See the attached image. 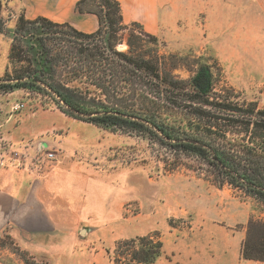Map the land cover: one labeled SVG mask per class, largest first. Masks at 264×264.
Here are the masks:
<instances>
[{"label":"rangeland","instance_id":"rangeland-1","mask_svg":"<svg viewBox=\"0 0 264 264\" xmlns=\"http://www.w3.org/2000/svg\"><path fill=\"white\" fill-rule=\"evenodd\" d=\"M169 2L174 13L179 9L180 15L185 13L177 19L176 29L164 28L158 35L146 32L157 38V44H152L142 26L127 24L116 33L115 50L128 53L131 41L134 55L148 57L156 51L164 57L161 68L184 80L194 75L197 63L193 59L199 58L200 63L213 66L215 90L230 87L240 99L264 107V0ZM18 17L0 32V38L10 39L17 47L12 58L9 53L5 58L2 47L0 81L32 70L39 38L52 37L56 50L72 49L74 38L67 27H28L21 35L15 32ZM64 62L55 67V79L67 81L92 108L112 105V99L105 98L85 76L73 79L74 69ZM113 83L122 93L128 91L125 84ZM13 104L23 107L11 112ZM6 109L14 114V124L22 109L56 112V163L72 164L81 171L84 191L78 209L81 215L69 221L62 251L29 254L3 234L0 264H113L116 242L147 234L163 244L162 254L150 264H172L173 254L175 264H186L214 249V237L226 234L232 247V238L245 240L250 220L264 221L262 203L223 181L205 160L176 155L145 130L79 119L64 112L48 92L30 86H0V117ZM68 122L73 126L70 133ZM196 259L201 260L192 262Z\"/></svg>","mask_w":264,"mask_h":264},{"label":"trees","instance_id":"trees-1","mask_svg":"<svg viewBox=\"0 0 264 264\" xmlns=\"http://www.w3.org/2000/svg\"><path fill=\"white\" fill-rule=\"evenodd\" d=\"M5 1L0 0V32L4 27L1 11ZM75 10L94 13L99 28L83 33L62 24L72 33L74 41L69 45L72 49H68V53L65 49L56 50L52 37L39 38L40 49L32 54V70H21L1 79L0 86H30L47 93L38 84L43 81L72 108L85 114H75L77 118L95 124L145 130L167 144L174 154L195 155L205 160L223 181L264 205V107L253 100L240 99L230 87L224 88L223 94L215 90L213 66L200 63L199 58L193 59L197 63L194 75L184 80L161 68L164 57L156 51L148 57L134 55L131 41L128 53L115 50L116 33L126 26L118 0H78ZM59 25L43 17L27 20L19 15L15 32L28 27ZM144 34L152 44H157L155 36ZM16 48L11 45L9 58L15 56ZM18 60H22L21 57ZM62 60L66 67L74 69L73 79L85 76L105 98L112 99V105L92 108L85 96L76 93L67 81L55 79V67ZM113 82L125 84L128 91L122 93L120 88L113 87ZM56 103L64 112L74 114ZM162 248V242L149 234L120 240L114 246L113 264H150L162 254ZM241 257L264 261V221H249Z\"/></svg>","mask_w":264,"mask_h":264},{"label":"crops","instance_id":"crops-1","mask_svg":"<svg viewBox=\"0 0 264 264\" xmlns=\"http://www.w3.org/2000/svg\"><path fill=\"white\" fill-rule=\"evenodd\" d=\"M77 1L6 0L1 17L5 28L14 24L21 13L27 20L43 17L60 25L68 24L83 33L95 32L99 28L98 17L94 13L77 12ZM118 1L123 24H139L145 32L154 35L164 28L176 29L177 19L185 14L180 15V9L174 13L169 0ZM10 45V39L0 38V51L3 47L5 58ZM4 114L0 117V133L11 143L22 145L31 142L36 148L59 147V137L54 132L57 130L55 111L28 112L22 109L18 111L17 124L11 122L14 114H10L8 109ZM68 125L70 133L73 126L69 122ZM83 181L81 171L72 164L56 163L43 168L40 174L0 165V235L9 236L29 254L52 253L57 248L62 251V238L67 237L69 221L74 222L76 216L81 215L78 209L82 203ZM243 238H232L230 247L226 234L223 238L214 237V249L210 247L206 255H196L186 264H264V261L241 257ZM175 257L173 254L172 264H175ZM199 257L200 261L192 262Z\"/></svg>","mask_w":264,"mask_h":264},{"label":"built area","instance_id":"built-area-1","mask_svg":"<svg viewBox=\"0 0 264 264\" xmlns=\"http://www.w3.org/2000/svg\"><path fill=\"white\" fill-rule=\"evenodd\" d=\"M22 104H13L11 112L22 108ZM53 147L36 148L31 142L22 145L11 143L5 136L0 135V165L33 171L35 173L57 162Z\"/></svg>","mask_w":264,"mask_h":264},{"label":"water","instance_id":"water-1","mask_svg":"<svg viewBox=\"0 0 264 264\" xmlns=\"http://www.w3.org/2000/svg\"><path fill=\"white\" fill-rule=\"evenodd\" d=\"M38 84L43 87L62 107L69 110L70 112L79 115V116H85V114L77 109L72 108L68 103H66L65 100H63L56 91L47 83L43 81H38ZM159 132V131H158ZM161 134V132H159ZM243 183H245L244 180H241Z\"/></svg>","mask_w":264,"mask_h":264}]
</instances>
